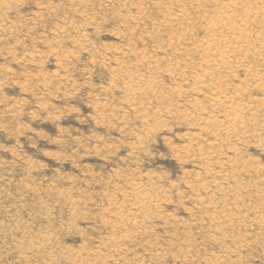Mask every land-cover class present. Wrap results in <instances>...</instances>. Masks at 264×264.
I'll return each instance as SVG.
<instances>
[{
  "label": "rangeland",
  "instance_id": "rangeland-1",
  "mask_svg": "<svg viewBox=\"0 0 264 264\" xmlns=\"http://www.w3.org/2000/svg\"><path fill=\"white\" fill-rule=\"evenodd\" d=\"M244 1L0 0V264H264V52L214 57L264 50Z\"/></svg>",
  "mask_w": 264,
  "mask_h": 264
},
{
  "label": "bare ground",
  "instance_id": "bare-ground-1",
  "mask_svg": "<svg viewBox=\"0 0 264 264\" xmlns=\"http://www.w3.org/2000/svg\"><path fill=\"white\" fill-rule=\"evenodd\" d=\"M242 1V0H241ZM246 1V0H245ZM244 1V2H245ZM258 1H261V0H258ZM240 2V1H239ZM260 3V2H259ZM262 3V2H261ZM241 4V3H240ZM239 4V5H240ZM264 3H262V5H263ZM2 6V5H1ZM264 6V5H263ZM225 7V6H224ZM227 7V6H226ZM229 7V6H228ZM243 7V6H242ZM247 8H248V6H246ZM223 9V8H222ZM227 9V8H226ZM225 8L223 9V10H226ZM231 9V8H230ZM244 9H245V6H244ZM262 9V8H261ZM260 9V10H261ZM241 10V9H240ZM249 10V9H248ZM255 10V9H254ZM259 10V9H258ZM257 10V11H258ZM262 10H264V8L262 9ZM246 11V10H245ZM230 13L229 14H227V13H223L222 15H220V16H218L219 17V19H220V21H219V19H218V21L219 22H221V23H225V25L224 26H227L226 28L228 29V30H232L233 32H231L233 35H232V38L235 40V43H237V44H241V41H243L244 39H245V37L250 33V31H248L249 33L248 34H246L247 32H246V30H243V29H239V28H236L234 25H233V23H234V21L235 20H238L237 18H238V16H237V10L234 8V9H231V11H229ZM241 12H242V10H241ZM243 12H244V10H243ZM220 13V12H219ZM255 13H257V12H255ZM217 14V13H216ZM216 14H214V15H216ZM244 14V13H243ZM242 14V15H243ZM253 15H254V13H252ZM182 15V14H181ZM239 15V14H238ZM248 16V15H247ZM247 16L245 15L243 18L245 19H243V20H240L239 22H240V25L239 26H243V25H245V24H247V19H250V18H252V17H250L251 15H249V18H247ZM172 17V16H171ZM179 17H180V15H179ZM254 17V16H253ZM254 19H257L256 17L254 18ZM180 21V19H178V21H176V22H179ZM212 21V20H211ZM263 21V20H262ZM237 22V21H236ZM238 22V23H239ZM174 23V22H173ZM217 23V22H216ZM221 23L219 24V25H221ZM249 23V22H248ZM254 23H255V20H254ZM253 24V23H252ZM218 24H215V23H212L211 24V32H212V35H213V38H212V42L213 41H215L214 40V37L215 36H217V33H216V30L218 29V28H213V27H215V26H217ZM238 25V24H237ZM249 25V24H248ZM224 26H221V28L223 27L224 28ZM245 27V26H244ZM248 27V26H247ZM230 28V29H229ZM250 28V27H249ZM249 28H247V29H249ZM226 29V30H227ZM219 30V29H218ZM221 30H223V29H221ZM225 30V29H224ZM223 30V31H224ZM227 30V31H228ZM226 31V32H227ZM238 31H239V33H238ZM210 32V33H211ZM229 32V31H228ZM223 33V32H222ZM208 34V33H207ZM221 34V33H220ZM227 34V33H226ZM230 34V33H229ZM251 34H253V33H251ZM259 34V33H258ZM211 35V36H212ZM225 35V34H224ZM223 34H222V36H223V38L222 39H224V37H226V35L224 36ZM230 36V35H229ZM233 36H235V37H233ZM245 36V37H244ZM255 36H257L256 34H255ZM260 36H262V35H260ZM259 36V37H260ZM264 36V35H263ZM208 37V36H207ZM252 37H254L253 35H252ZM206 38V37H205ZM236 38V39H235ZM232 39V40H233ZM259 39H261V38H259ZM209 40H210V37H209ZM221 40V39H220ZM227 40H228V38H227ZM229 40H231V38H229ZM258 40V39H257ZM256 40V41H257ZM207 41V40H206ZM206 41H204V39H203V42H206ZM225 41H226V38H225ZM224 41V42H225ZM263 41H264V39H261V41H259L258 42V45L261 47V49L263 48L264 49V45H263ZM208 42V41H207ZM223 42V41H222ZM221 42V43H222ZM222 43V44H225V43ZM244 42V41H243ZM243 42H242V44H243ZM252 42V41H251ZM209 43V42H208ZM215 43V42H214ZM216 43H217V41H216ZM216 43L214 44V46L216 45ZM230 43V42H229ZM200 44V43H199ZM206 43H204L203 45L202 44H200L198 47H200V46H202V48L204 47V45H205ZM218 44V43H217ZM207 45V44H206ZM206 45H205V47H206ZM235 45V44H234ZM213 47V44H209V45H207V47L208 48H206L207 50H209V48L210 47ZM216 46H218V45H216ZM215 46V47H216ZM227 47V50L226 51H224V50H221L216 56H214V57H218V59H217V61H216V63H215V65L216 66H222L224 63H225V61L227 60L226 59V55L227 54H232V53H238V52H240L241 50H245V52H247V53H251V52H253V54H255V56L256 55H258V57L260 56V58H261V53L262 52H264V50L263 51H261L260 49H258V47L256 46V44L252 47V44H250V39H246V41H245V44H243L242 46H232V45H229V46H226ZM196 49V48H195ZM198 49V48H197ZM201 49V48H200ZM204 50H205V48H203ZM214 51V50H213ZM219 51V50H218ZM218 51H216V53L218 52ZM209 55H210V53H209ZM208 55V56H209ZM214 55V54H213ZM212 55V56H213ZM211 55H210V58L212 57ZM233 56V55H232ZM251 56V55H250ZM254 56V58H252V59H254V60H257V59H255L256 57ZM229 57H230V55H229ZM229 57H227V58H229ZM213 58V57H212ZM211 58V59H212ZM231 58V57H230ZM243 58V57H242ZM214 59V58H213ZM212 59V60H213ZM234 59V58H233ZM239 59H241V58H239ZM250 59V58H249ZM229 60V59H228ZM227 60V61H228ZM237 60V59H236ZM245 60H248V58L247 59H245ZM261 61H263L262 59H260ZM226 61V62H227ZM238 61V60H237ZM240 61V60H239ZM210 62V61H209ZM212 62V61H211ZM210 62V63H211ZM240 62H242V60L240 61ZM239 62V63H240ZM253 62V61H252ZM257 62V61H256ZM254 63V62H253ZM206 64V63H205ZM226 64V63H225ZM229 64V63H228ZM231 64V63H230ZM229 64V65H230ZM241 64H244V62L243 63H241ZM257 64V63H256ZM211 65V64H210ZM255 65V64H254ZM206 66H207V64H206ZM238 66V65H237ZM251 66V65H250ZM260 66V65H259ZM241 67V66H240ZM258 67V66H257ZM230 68V67H229ZM248 68V67H247ZM222 69V68H221ZM226 69V68H225ZM252 69H253V67H252ZM257 69V68H256ZM201 70V69H200ZM208 70H210V69H208ZM213 70V69H212ZM231 70V69H230ZM196 71V70H195ZM213 71H215V69L213 70ZM224 71V70H223ZM226 71H228V70H225V72ZM247 71V70H246ZM252 71V70H251ZM201 72H202V70H201ZM207 72V71H206ZM216 72V71H215ZM217 72H218V70H217ZM231 72V71H230ZM233 72V71H232ZM257 72V71H256ZM197 73V72H196ZM195 73V74H196ZM209 73V72H208ZM212 73V72H211ZM210 73V74H211ZM223 73V72H222ZM222 73H219L218 75H220V74H222ZM227 73V72H226ZM229 73V72H228ZM259 73V72H258ZM200 74V73H199ZM209 74V75H210ZM214 74V73H213ZM217 74V73H216ZM257 74V73H256ZM197 75H198V73H197ZM203 75V74H202ZM199 76V75H198ZM206 76H208V75H206ZM206 76H204V77H206ZM212 76H214V75H212ZM211 76V77H212ZM255 76V75H254ZM200 77V76H199ZM222 77V76H221ZM256 77H259L258 78V81H259V83H258V87L260 86V84H262L263 82H262V80H264L263 78H264V74H262L261 75V73L259 74V75H257ZM184 78V77H183ZM223 78V77H222ZM221 78V79H222ZM218 79H220V78H218ZM250 79V78H249ZM254 79V78H253ZM213 80V79H212ZM261 81V82H260ZM146 82V81H145ZM151 81H149V83H150ZM210 82V85H211V81H209ZM219 82V81H218ZM156 83V82H155ZM181 83V82H180ZM251 83V82H250ZM151 84H152V82H151ZM150 84V85H151ZM216 84H218V83H216ZM145 85V84H144ZM152 85H154V83L152 84ZM247 85V84H246ZM142 86V85H141ZM155 86V85H154ZM212 86V85H211ZM218 86V85H217ZM178 87V86H177ZM180 87V86H179ZM223 88H224V86H222ZM181 88V87H180ZM219 88H221V87H219ZM218 88V89H219ZM226 88V87H225ZM239 88V87H238ZM249 88V87H248ZM179 89V88H178ZM203 89V88H202ZM211 89V88H210ZM218 89H216V90H218ZM229 89V88H228ZM232 90V89H231ZM181 91V90H180ZM239 91H240V89H239ZM211 92H213V90L211 91ZM218 92V91H217ZM231 92V91H230ZM181 93H183V92H181ZM216 93V92H215ZM220 93V92H219ZM234 94H235V92H233ZM232 93V94H233ZM239 93H241V92H239ZM238 93V94H239ZM179 94H180V92H179ZM243 94V93H242ZM214 96H216V98H217V102L219 103V104H221V105H224V104H226V106L228 105L229 107H230V109H231V111H233V113H232V118H231V116H230V121L233 123L232 125L234 126V127H236L235 126V124L236 123H238L239 121H240V118L239 117H233V116H239V114H238V111L239 110H243L242 112H244V109H242V104H245L243 101V103L241 104V105H239V104H237L236 102H235V100L233 99L234 97L232 96V99H229L225 94V96H220L219 94H217V95H215V94H213ZM244 95H245V93H244ZM213 96V97H214ZM212 97V96H211ZM238 97H240V96H238ZM210 99H212V98H210ZM239 102H240V100H239ZM243 106H245V105H243ZM250 106V105H249ZM252 106V105H251ZM240 111V112H241ZM247 111H249V110H247ZM230 112V111H229ZM231 113V112H230ZM230 113H229V115H230ZM243 114V113H242ZM225 118H227V117H225ZM228 119V118H227ZM204 120V119H203ZM218 120V119H217ZM225 120V119H224ZM230 121H228V123L230 122ZM207 122H208V120H207ZM242 122V121H241ZM203 123V122H202ZM206 123V122H205ZM227 123V122H226ZM227 123V124H228ZM230 126H231V124H229ZM206 128V127H205ZM231 128V127H230ZM231 131V130H230ZM233 131V130H232ZM245 131V130H244ZM234 135H236V134H234ZM244 135H245V133H244ZM248 135V134H247ZM229 136V135H228ZM231 136V135H230ZM246 136V135H245ZM250 136V135H249ZM252 136V135H251ZM148 193V192H147ZM136 194V193H135ZM150 194V193H149ZM138 195V194H137ZM147 195V194H146ZM152 195V194H151ZM150 195V196H151ZM135 196V195H134ZM148 196V195H147ZM149 197V196H148ZM154 197V196H153ZM139 198V197H138ZM151 198H152V196H151ZM159 198V197H158ZM135 199H136V196H135ZM144 200V199H143ZM152 200V199H151ZM137 201V200H136ZM136 201H135V203H136ZM146 201V200H145ZM141 203V202H140ZM153 203V202H152ZM134 204V203H133ZM143 205V204H142ZM134 206V205H133ZM136 206H139V205H137L136 204ZM144 206V205H143ZM150 206V205H149ZM157 206V205H156ZM155 206V207H156ZM142 207V206H141ZM135 209V208H134ZM140 209V208H139ZM142 209V208H141ZM150 209V208H149ZM156 209V208H155ZM154 209V210H155ZM145 210V209H144ZM152 210V209H151ZM141 211H143V210H141ZM151 212V211H150ZM133 213H135V212H133ZM141 213V212H140ZM145 214H146V212H145ZM144 214V215H145ZM138 216H139V214H138ZM149 216H150V214H149ZM141 217H142V215H141ZM228 217V216H227ZM145 218H148V217H145ZM144 219V218H143ZM230 221V220H229ZM142 222V221H141ZM143 222H145L144 220H143ZM139 223V222H138Z\"/></svg>",
  "mask_w": 264,
  "mask_h": 264
}]
</instances>
